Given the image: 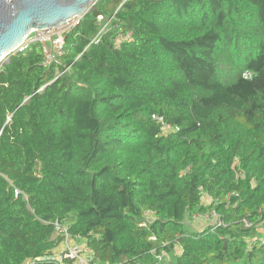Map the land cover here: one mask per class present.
<instances>
[{
    "label": "trees",
    "instance_id": "obj_1",
    "mask_svg": "<svg viewBox=\"0 0 264 264\" xmlns=\"http://www.w3.org/2000/svg\"><path fill=\"white\" fill-rule=\"evenodd\" d=\"M82 17L0 71V264H59L57 223L93 264H264V0Z\"/></svg>",
    "mask_w": 264,
    "mask_h": 264
},
{
    "label": "water",
    "instance_id": "obj_2",
    "mask_svg": "<svg viewBox=\"0 0 264 264\" xmlns=\"http://www.w3.org/2000/svg\"><path fill=\"white\" fill-rule=\"evenodd\" d=\"M96 0H0V61L32 31L54 28L89 13Z\"/></svg>",
    "mask_w": 264,
    "mask_h": 264
},
{
    "label": "built area",
    "instance_id": "obj_3",
    "mask_svg": "<svg viewBox=\"0 0 264 264\" xmlns=\"http://www.w3.org/2000/svg\"><path fill=\"white\" fill-rule=\"evenodd\" d=\"M127 1V0H125ZM83 17H73V19L68 20L66 23L56 26L54 28L41 29L32 31L29 36L19 44L10 55H16L19 53H24L25 50L30 48L34 43H41L46 54V64H50L55 61L57 54L61 53L63 46V41L65 39V33H68L73 27L79 25ZM99 22L103 20V17L99 16ZM111 21V20H110ZM110 21L99 31V35L94 39V42H98L99 38L104 34L106 28L110 26ZM109 24V25H108ZM114 30H117V27H113ZM131 36V35H129ZM122 42V38L118 39L116 42V48L119 47ZM7 56V61L9 56ZM4 59V60H6ZM0 61V71L2 67L7 63V61ZM246 77H249V73L245 74ZM8 122L11 120L10 116L7 119ZM170 129V126H168ZM214 216H216L214 214ZM201 218V216H199ZM209 218V217H208ZM55 232L60 235H64L63 242L60 248V254L48 257V260L58 262L59 264H68L65 260H69L70 264H93L94 255L93 252L87 247L86 243L83 241V237L78 235L73 237L68 233V228L64 224L57 223L55 225Z\"/></svg>",
    "mask_w": 264,
    "mask_h": 264
},
{
    "label": "rangeland",
    "instance_id": "obj_4",
    "mask_svg": "<svg viewBox=\"0 0 264 264\" xmlns=\"http://www.w3.org/2000/svg\"><path fill=\"white\" fill-rule=\"evenodd\" d=\"M4 61H7L4 60ZM227 68V67H226ZM210 200L205 197L204 199V205L205 206H209L210 205ZM217 222V217H214L212 216L211 218H208L205 217V218H199V217H192V219H190L188 222H187V225L194 231H202L203 229H205L206 227L210 226V225H213Z\"/></svg>",
    "mask_w": 264,
    "mask_h": 264
}]
</instances>
